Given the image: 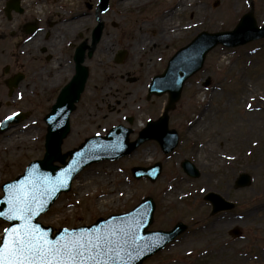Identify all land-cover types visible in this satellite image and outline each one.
Here are the masks:
<instances>
[{
	"label": "rangeland",
	"instance_id": "374dc122",
	"mask_svg": "<svg viewBox=\"0 0 264 264\" xmlns=\"http://www.w3.org/2000/svg\"><path fill=\"white\" fill-rule=\"evenodd\" d=\"M7 1L10 0H0V23L6 15L4 8ZM176 1L155 0L140 10L122 13L117 6L118 0H109L105 12H97L99 0H23V13L12 11V32L6 40L0 39V123L15 112L29 111L27 120L17 124L15 131L29 128L31 140L14 155L10 151H0V196L3 195V184L22 174L29 162L44 156L48 129L45 118L54 103L55 91L51 85L53 79L46 75L53 68L59 69L61 66L58 63H74L69 55L82 42L91 44L92 31L98 21L103 25V35L93 56H86L85 65L90 71L87 83L92 86L113 81L107 94L104 90L96 94L97 98L110 103V108L95 113L88 102L94 98L93 93L82 94L71 115V130L62 143V154L67 155V160L70 158V151L81 146L88 137L106 134L114 125L124 122L123 115L136 117L130 140L138 137L142 126L149 120H158L163 114L167 95L153 96L146 102L144 90L141 89L142 93L137 95L134 88L147 83L148 76L150 78L155 72L164 69L169 57L192 40L197 32L233 29L241 16L251 8L258 23H264V0H237L233 11L228 7L230 0H202L210 15H218L222 22L218 28L212 27L209 19H203V22L194 19L193 12L187 9L175 18L177 23L189 25L184 28L182 38L156 44L153 50L137 54L133 50V38L138 25L148 15L167 9ZM83 11L88 13L86 22L77 33L69 31L68 20ZM39 16L56 22L50 28L53 46L45 43L47 50L42 61V66L45 65V77L43 81L40 79V95L39 34L27 43L24 35V24L39 20ZM16 22H19L20 28ZM59 32L61 34L58 39ZM145 33L153 37L154 29L147 28ZM68 40L73 42L71 53L62 50L63 44ZM120 49L125 50L127 55L122 64H117L114 58ZM48 52L53 54L50 61L46 60ZM7 64L11 65L13 72L21 71L26 75L13 98L8 96V87L3 81V68ZM127 73L138 80L133 82L132 79H121ZM208 76L212 78V84L204 87L203 82ZM118 83L123 87L120 91L116 89ZM254 83L264 89V39L236 48L216 46L208 54L203 69L185 85L176 109L169 113L170 128L177 129L180 134L179 144L171 153H164L159 143L151 139L141 143L128 156L88 165L74 178L70 190L61 193L50 209L41 215L39 221L46 226H52L55 232L62 227L91 225L99 218L127 212L145 198L151 197L155 201V213L148 230H169L178 222H184L188 227L163 250L142 264H264V207H256L264 203V142L240 151H231L230 171L225 168L213 176L209 172L207 152V147L222 150L226 147L225 142L215 141L218 130L235 115L240 114L244 104L254 105L251 99L243 102L244 88ZM262 109L261 114L264 116V105ZM122 110L123 113L120 114ZM10 133L11 131L1 133L0 140ZM145 150L150 155L144 160L142 154ZM186 158L192 160L200 169L199 178H192L184 172L181 162ZM257 161L260 163L255 165L254 162ZM155 162L163 165L156 182L133 177V166H149ZM106 163L111 168H98L100 164ZM173 168H177L183 178L180 190L184 197L173 203H165L162 194L171 181L167 174ZM242 171L252 176V182L249 186L238 189L234 183ZM126 182L130 184L129 188L123 194L116 195L117 201L108 204L100 200V203H96L95 200L108 188H119ZM88 183V195H80L83 186ZM207 191L219 192L225 198L236 202L235 209L215 216L210 215L211 206L203 200ZM221 221L233 222L225 230L224 245L216 246L221 247L222 251L212 252L214 246L210 242L180 248V244L194 236L202 225ZM8 226L9 223L0 219V239L3 229ZM234 226L242 230L239 238L229 234Z\"/></svg>",
	"mask_w": 264,
	"mask_h": 264
},
{
	"label": "water",
	"instance_id": "95a60500",
	"mask_svg": "<svg viewBox=\"0 0 264 264\" xmlns=\"http://www.w3.org/2000/svg\"><path fill=\"white\" fill-rule=\"evenodd\" d=\"M108 0H102L100 8L105 10L107 8ZM18 10L17 5H13ZM102 28L97 26L93 33V47L97 44L101 37ZM264 37V26L259 27L253 12L245 14L240 23L233 31L218 32V33H201L192 43L179 50L175 56L170 60L169 65L164 74L156 76L150 85V92L156 94H163L169 92V103L166 106V112L175 107L176 102L180 99L181 92L185 81L197 72L204 64L207 53L218 43H223L226 46H236L245 44L251 40ZM92 47V48H93ZM87 49L86 45L78 48L76 53V62L78 73L75 77L76 90L74 95L65 93L68 87L62 93L58 103L53 107V111L47 116L46 122L49 125L47 140H46V153L44 159L36 160L30 163L24 175L17 180L7 183L5 185L12 186L19 182L31 181L37 185L38 188L43 186L46 189L36 207L39 209L40 204L45 206L44 210L39 212L38 215L33 217L32 222L39 224L42 229L47 231L49 238L55 239L64 234L61 229L55 236H53V229L46 227L37 221L39 216L45 212L51 204L55 201L62 191L69 190L73 177L82 170L85 166L99 161L103 158H118L130 153L147 138H157L166 152H170L177 144L176 131L168 130L167 116L162 117L157 123L149 124L145 132L141 134L139 139L133 143L127 141L128 131L122 127L113 128L110 133L105 136H95L86 141V143L79 149L70 152L71 158L66 162V155H61V143L63 138L67 135L70 129V113L73 108L74 102L78 99V94L83 88V84L87 78V71L82 66L84 52ZM123 52H120V56ZM21 77L15 80L19 81ZM209 82H206L208 84ZM28 113H18L7 119L2 123L1 132L9 128V124L19 123L25 119ZM59 160L64 166H56L54 162ZM186 172L192 176H199L200 173L193 163L185 160L182 163ZM162 170L161 163L145 168L135 167L133 173L137 177L148 176L152 181H155ZM58 179H63L64 184L61 186L57 184ZM251 177L242 173L236 181L237 187H244L249 185ZM4 185L5 196L0 199V211L7 210V204L3 203L7 189ZM205 199L210 201L213 210L212 213H217L222 210L232 209L235 204L224 199L220 194L209 192ZM154 211V204L151 199H147L137 206L133 211L111 216L106 220H98L92 226H82L80 228L68 229V235L74 231L79 233L81 229L85 232H92L96 230H113L121 231L131 225L136 229V236L140 239L136 241L137 251L139 255L136 256L133 252L134 259L130 264H141L144 259L151 256L156 251L162 249L169 241L175 238L179 233L185 229V225L178 224L172 231L163 232H147L146 228L149 226ZM2 218V217H1ZM8 221V220H7ZM11 226L14 224L22 223L19 220H12ZM235 235L240 234L238 228L232 231ZM127 247V245H125ZM127 259V258H125Z\"/></svg>",
	"mask_w": 264,
	"mask_h": 264
},
{
	"label": "bare ground",
	"instance_id": "6f19581e",
	"mask_svg": "<svg viewBox=\"0 0 264 264\" xmlns=\"http://www.w3.org/2000/svg\"><path fill=\"white\" fill-rule=\"evenodd\" d=\"M153 1L155 0H118L117 6L120 12L125 13L145 8ZM236 1L237 0H230L231 4H228L230 10L233 11V9L236 8ZM187 9L193 12V18L198 21L203 22V19H209V24L214 28H218L222 23L217 14L213 16L207 12L203 6L202 0H177L171 7L148 15L141 25H138V29L133 38V50L137 54H140L146 50H153L156 48V44L172 42L175 39L182 38L184 28H186V26L189 27V25H181L175 21V18L180 16ZM87 19V12H79L68 20L67 29L73 33H77ZM147 28L154 29L153 37L146 35L145 32ZM60 34L59 32L57 35L58 39L60 38ZM106 48H109V46H106ZM58 65L62 64L58 63ZM249 99L253 100L254 105L249 107V105L244 104L242 106V112L235 115L232 120L228 121L226 124L220 126L218 130L215 141L225 142L226 147L223 150L220 148L207 147V152L209 153L208 168L212 176L218 174V171L225 168H228L227 171H230L229 167L230 164H232L231 151H240L244 148L256 146L261 141L264 142V116L261 114L264 105V89L260 88L256 83L248 85L244 88L243 102L246 103ZM15 128L16 126L9 129L11 133L3 140H0V151H10L14 155L24 144L30 142L31 137L28 134L29 128L26 127L19 131H15ZM142 155L145 160L149 158L150 153L148 150H145ZM259 163V161L254 162L255 165ZM98 168L108 169L111 168V165L109 163L100 164ZM167 176H170L171 181L164 188L162 200L165 203H173L184 197L183 192L180 190L183 178L177 168L169 170ZM129 185L130 184L126 182L125 185L119 186V188L113 186L108 188L95 200L96 203H100V200L108 204L117 201L116 195L123 194L127 188H129ZM262 186L264 187V182ZM83 188L84 189L79 194L88 195L89 183L85 184ZM256 207L263 208L264 203L258 204ZM232 223V221H221L204 224L196 231L194 236L182 242L180 248L184 249L190 245H201L203 242H210L213 246L222 245L224 242L225 230ZM224 247L225 246H223V249ZM214 251L218 253L222 251V248L218 250L214 248Z\"/></svg>",
	"mask_w": 264,
	"mask_h": 264
},
{
	"label": "snow or ice",
	"instance_id": "6c2138e0",
	"mask_svg": "<svg viewBox=\"0 0 264 264\" xmlns=\"http://www.w3.org/2000/svg\"><path fill=\"white\" fill-rule=\"evenodd\" d=\"M56 183L63 186L64 181L58 179ZM5 188L7 195L3 203L8 207L6 211H0V217L22 223L3 229L0 264H130L134 259L132 253L140 254L136 246L140 238L131 225L121 231L85 232L81 229L71 235L65 229L63 235L51 239L47 231L32 222L33 217L45 208L40 204L37 209L36 205L46 189L38 188L31 181L5 185Z\"/></svg>",
	"mask_w": 264,
	"mask_h": 264
},
{
	"label": "flooded vegetation",
	"instance_id": "af4514ba",
	"mask_svg": "<svg viewBox=\"0 0 264 264\" xmlns=\"http://www.w3.org/2000/svg\"><path fill=\"white\" fill-rule=\"evenodd\" d=\"M12 17L11 16H6V18L1 19V23H0V39L2 40H6L7 37L11 34L12 30H11V21H12ZM17 27L20 28L21 25H19V22H16ZM35 24H37V22H34ZM55 21L51 20L49 18H43V16H39V95H40V91H41V87H40V79H42L45 77V75L43 74V70L45 68V65L42 66V61L44 58V54H45V50H47V47L45 46V43H47L50 47L53 46V41H52V35H51V30L50 28H53V26L55 25ZM44 24L46 25V27L44 26ZM26 26V23L24 24ZM66 43V41H65ZM66 47V48H65ZM56 48V47H55ZM67 49V50H66ZM62 50L66 51V53H71L70 49H68L67 44H63V48ZM53 54L51 52H48V55H46V60L50 61L53 59ZM69 57L71 59H73L74 54H70ZM61 67H59V69H51L50 72L46 75V77H50L53 79V81L51 82V85L53 86L52 88L55 90L54 91V96L53 99L57 98L60 94V92L62 91V89L64 88V86L66 84H68V82L72 79L73 75L76 72V68L74 64L71 65H60ZM6 71H8V74L3 73V81L5 84L8 83L9 79L12 78V76L15 74V72H13L12 68H6ZM90 73V71H89ZM123 75V74H122ZM121 79H126L127 81L130 79H133L132 81L135 82L138 80L131 78V75L129 73L126 74V76H122ZM111 83H105L104 85H89L88 83L85 84L83 93L86 92L87 94H91L93 93L94 98L93 99H89V104H90V108L92 111H94L95 113H101L102 111H104L105 109L110 108V103H106L105 101H102L101 99L96 97V94L99 91H105V93L107 94L108 91H110L111 89V85H113V81H109ZM139 85V84H138ZM147 87L148 85L146 83L140 84L139 86H136L134 88V93H136L137 95H139V93H142V90L147 91ZM116 89L117 91H120L123 89L121 84H116ZM81 94V96H82ZM115 110V109H114ZM123 113V110L120 112V114ZM132 116V120H131V124H134L136 117L133 115H129ZM127 117L124 115V120L127 123ZM130 118V117H129Z\"/></svg>",
	"mask_w": 264,
	"mask_h": 264
}]
</instances>
